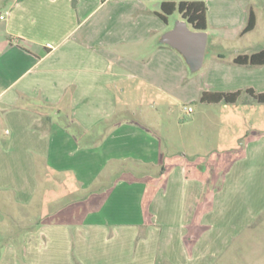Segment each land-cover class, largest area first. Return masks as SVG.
Listing matches in <instances>:
<instances>
[{
    "label": "crops",
    "instance_id": "0c3cea01",
    "mask_svg": "<svg viewBox=\"0 0 264 264\" xmlns=\"http://www.w3.org/2000/svg\"><path fill=\"white\" fill-rule=\"evenodd\" d=\"M180 1L206 3L210 47L242 36L255 0H0V249L13 264H218L233 245L212 236L229 232L245 151L172 162L157 120L133 109L134 96L179 97L187 81L186 62L160 43L161 5ZM209 60L264 93V66ZM263 218L264 204L230 234Z\"/></svg>",
    "mask_w": 264,
    "mask_h": 264
},
{
    "label": "rangeland",
    "instance_id": "374dc122",
    "mask_svg": "<svg viewBox=\"0 0 264 264\" xmlns=\"http://www.w3.org/2000/svg\"><path fill=\"white\" fill-rule=\"evenodd\" d=\"M252 7L257 16L256 28L231 41L216 40L212 37L211 43L215 45L207 47L202 70L192 73L188 68L185 76L187 81L181 88L180 98L177 96L164 99L158 97L151 102L143 100L140 95L133 97L136 103L141 104L133 108L135 113L146 119L157 120L162 136L163 151L167 159L172 162H179L183 159L188 164L209 163L212 165L220 162L223 157L231 159L236 155H241L243 150L245 151L244 155L247 158L240 161L231 177L239 182L238 195L240 196L231 198V204L229 203V209L226 211V228H232L231 223H235L236 227H240L241 223H247L252 212L257 209L261 210L264 204H262L264 201V140L260 138L264 135V104L258 103L247 94H243L236 104L225 102L208 104L191 97L199 90L210 92L246 90L247 85L241 86L240 89L233 85V78L237 76L233 70L215 68L211 66L209 59L215 53H223L227 58L225 65L238 67L239 65H235L233 61L229 64V60L238 54L252 53L264 48V0H255ZM178 16L179 14L175 13L170 17L168 30L173 28ZM174 52L179 54L176 50ZM181 58L184 60L182 56ZM257 68L248 67L247 70ZM242 78L245 84L257 87L259 78L253 76L252 73L244 72ZM188 107H191L193 112L189 113ZM253 142L254 144L249 147V144ZM108 163L111 162L108 161ZM42 190L45 192L44 188ZM74 204L69 211L80 206ZM39 207V204L33 206L23 204L19 209L21 212L36 213ZM230 228L229 232L215 233L212 236L215 245L222 242L225 237L234 239L233 245L225 252L218 264H264V218L255 222L242 235H231L233 228ZM18 231L14 234L15 239H18L16 238L18 236L19 238L24 236V231ZM22 254L23 252H18L19 259H27ZM8 255L9 252L0 249V264H13L9 261L11 257ZM22 264L26 263L22 262Z\"/></svg>",
    "mask_w": 264,
    "mask_h": 264
},
{
    "label": "trees",
    "instance_id": "16d2710c",
    "mask_svg": "<svg viewBox=\"0 0 264 264\" xmlns=\"http://www.w3.org/2000/svg\"><path fill=\"white\" fill-rule=\"evenodd\" d=\"M146 1V0H142ZM178 13L181 19L185 20L192 29L196 31H207L208 29V7L204 1H180L163 2L161 5L160 18L168 22V17ZM257 25V16L253 8L249 10L248 21L242 35L252 32ZM233 63L239 66L262 67L264 66V50L251 54L240 55L234 59ZM250 95L258 103L264 104V93H259L252 88L238 90L235 92H204L200 101L208 104H236L243 95Z\"/></svg>",
    "mask_w": 264,
    "mask_h": 264
},
{
    "label": "water",
    "instance_id": "95a60500",
    "mask_svg": "<svg viewBox=\"0 0 264 264\" xmlns=\"http://www.w3.org/2000/svg\"><path fill=\"white\" fill-rule=\"evenodd\" d=\"M160 43L176 50L184 58L190 72L202 70L208 46L206 31H196L185 20L179 19L172 29L162 35Z\"/></svg>",
    "mask_w": 264,
    "mask_h": 264
},
{
    "label": "built area",
    "instance_id": "2783aa9c",
    "mask_svg": "<svg viewBox=\"0 0 264 264\" xmlns=\"http://www.w3.org/2000/svg\"><path fill=\"white\" fill-rule=\"evenodd\" d=\"M187 111H188L189 113H191V112H193V109H192L191 107H188Z\"/></svg>",
    "mask_w": 264,
    "mask_h": 264
}]
</instances>
